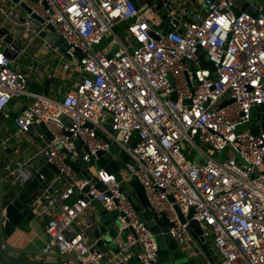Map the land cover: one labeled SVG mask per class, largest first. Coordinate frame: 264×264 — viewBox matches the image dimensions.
Masks as SVG:
<instances>
[{"label":"built area","instance_id":"built-area-1","mask_svg":"<svg viewBox=\"0 0 264 264\" xmlns=\"http://www.w3.org/2000/svg\"><path fill=\"white\" fill-rule=\"evenodd\" d=\"M243 2L189 10L185 0H0V226L29 189L34 217L47 220L36 258L115 264L92 234L97 200L118 254L138 245L141 264H161L125 185L137 178L186 252H201L195 220L210 264H264V128H249L264 104V0L255 14ZM41 31L57 32L66 51ZM103 42L108 53L95 47ZM112 144L114 160L129 156L116 171L97 162ZM79 150L86 163L94 157L89 177L67 161Z\"/></svg>","mask_w":264,"mask_h":264},{"label":"water","instance_id":"water-1","mask_svg":"<svg viewBox=\"0 0 264 264\" xmlns=\"http://www.w3.org/2000/svg\"><path fill=\"white\" fill-rule=\"evenodd\" d=\"M136 7H139L143 4L144 0H133ZM263 0H244L241 10L249 11L253 14L257 12V6L259 3H262ZM164 16V15H163ZM161 23L160 26H162ZM156 28V26H153ZM164 30L167 28L164 25ZM45 34L44 31L40 32V35ZM45 37L49 39L50 42L57 45L61 51H66L68 48V44L63 41V39L59 36L57 32H53L52 34H45ZM200 64L202 66H208L209 62L205 60V55L203 52H200ZM228 100L227 102L231 101ZM226 103V102H225ZM21 104V103H20ZM224 104V103H223ZM10 105V103H9ZM249 128L252 133H258L260 129L264 128V104L256 105L252 111V120L249 122ZM117 146L112 144L108 152L102 154V151H98L97 153L101 155L97 162L99 165L106 168L108 171H116L120 167L124 165V163L128 160L129 156L127 154L123 155L122 158L114 160L112 157L116 154ZM82 156L81 150L78 152V156L72 160H67L72 167L79 171L82 175L87 177L90 176V172L87 171V166L90 163H94V157L91 156L90 161L86 163L80 157ZM42 159V156L40 157ZM132 162L131 160H129ZM46 169L44 168V171ZM100 182H97V185H100ZM128 185L133 191V195L137 201L135 203V208L139 210V213L143 220H146L147 224L154 231L155 237L158 243L159 248V259L161 264L167 263H175V264H199L196 261L188 260V255L183 253L180 250V246L176 240L171 236L169 230L170 223L165 218H156L152 211L147 208L148 200L145 195L144 188L140 181L137 178H132L128 181ZM35 183L32 182L29 184V188H34ZM28 195L26 192H22L16 198H14L10 203L6 206V220L2 226H0V261L3 264H68L63 261H56L52 259H41V258H26L21 257L15 253L10 252L8 249L4 247L3 244V235H10L16 226H20L22 223L27 222L34 218V213L31 210L30 205L28 204ZM97 208L99 209V213L95 215V219L99 220L101 223L98 226H95L93 229V236L97 237V244L101 246L102 249H108L111 251L112 255H114L115 264H141L136 256L135 252L140 250L138 245H133L130 247L131 254L128 257H122L120 254V246L113 240V237L116 235L114 223L107 217V215L102 214V205L99 201H95ZM189 212V216L191 215ZM181 219L183 220L182 215L180 214ZM46 225L47 220L44 219L42 222ZM108 230V233L103 235V238H100V234L104 233ZM189 230L193 235L194 239L199 243L202 251L206 253L210 261L213 260L210 250L205 241V237L201 232V228L197 225L195 220H191ZM171 253L169 252V250ZM182 251V254H179L178 251Z\"/></svg>","mask_w":264,"mask_h":264},{"label":"crops","instance_id":"crops-1","mask_svg":"<svg viewBox=\"0 0 264 264\" xmlns=\"http://www.w3.org/2000/svg\"><path fill=\"white\" fill-rule=\"evenodd\" d=\"M177 1L181 2L183 0H177ZM185 2H186V7L189 10L193 8L198 9L201 7L200 0H185ZM38 77H40L37 81L38 84L40 83L44 85L52 84L51 81L49 83L45 75H38L37 78ZM37 83H35L34 81L32 82V84L35 85H37ZM64 89H66V87ZM33 219L22 223L20 226H16L14 231L10 235L2 236L3 244L6 249H8L12 253L20 255L21 257H26V258L38 257V254H40V249L46 240V233L44 228L45 225L42 223L43 220L37 218L36 221H33ZM197 244L199 245L198 242ZM207 246L210 250L209 244H207ZM179 248L180 250L183 251V253L189 254V255L187 254L189 256L188 260L196 261L199 264L211 263L206 253L202 251L200 245H199V248L201 250L200 253L198 252L196 253L194 251L186 252L185 249H183L182 247ZM180 250L178 251V253L182 254V251L180 252ZM169 252L171 253L170 250ZM44 259H52V257H44Z\"/></svg>","mask_w":264,"mask_h":264},{"label":"rangeland","instance_id":"rangeland-1","mask_svg":"<svg viewBox=\"0 0 264 264\" xmlns=\"http://www.w3.org/2000/svg\"><path fill=\"white\" fill-rule=\"evenodd\" d=\"M144 9H148V10H149V7L146 5V6L144 7ZM95 47L101 49L104 53H108V52H109V49H110V48L106 45V42H103V43H101V44H99V45H95ZM54 56H56V53H53V54L49 55V58H50V59H53ZM22 60L24 61L25 58H23ZM30 88H31V89H38L39 86H37V85H35V84H31V85H30ZM9 121H10V119H9ZM246 126H247V123L241 124V125L239 126L238 129H242V128L246 127ZM120 172H121V170H119L118 173H117V177H118L119 179L121 178V174H120ZM125 185H128V183H126ZM26 193H27V195L29 196V199H30L31 196H32L31 191H30L29 189H26ZM36 220H37V218H34V219H33V221H36Z\"/></svg>","mask_w":264,"mask_h":264}]
</instances>
